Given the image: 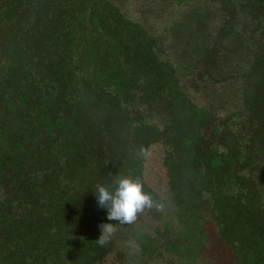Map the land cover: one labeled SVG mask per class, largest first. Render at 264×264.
<instances>
[{"label":"trees","instance_id":"trees-1","mask_svg":"<svg viewBox=\"0 0 264 264\" xmlns=\"http://www.w3.org/2000/svg\"><path fill=\"white\" fill-rule=\"evenodd\" d=\"M164 138L174 197L264 264V0H0V264L102 258L96 185Z\"/></svg>","mask_w":264,"mask_h":264},{"label":"rangeland","instance_id":"rangeland-1","mask_svg":"<svg viewBox=\"0 0 264 264\" xmlns=\"http://www.w3.org/2000/svg\"><path fill=\"white\" fill-rule=\"evenodd\" d=\"M185 147L176 142L172 146L166 138L148 147L142 179L149 193L166 202L165 210L146 209L131 225L108 220L117 232L105 245L106 254L94 264H234L232 251L219 241L218 228L209 212L181 203L171 192L163 160L165 150L170 149L171 161L175 157L182 161L183 169L190 155ZM129 242L139 247L134 255H129Z\"/></svg>","mask_w":264,"mask_h":264},{"label":"clouds","instance_id":"clouds-1","mask_svg":"<svg viewBox=\"0 0 264 264\" xmlns=\"http://www.w3.org/2000/svg\"><path fill=\"white\" fill-rule=\"evenodd\" d=\"M136 155L146 158L149 152L141 146ZM95 196L98 206L107 210V219L117 221L120 225L134 224L146 209L162 212L166 207L163 198H155L144 190L143 182L139 178L123 174H117L109 185L97 184ZM99 228L101 235L96 242L103 247L112 240L117 228L114 223H101ZM128 247L129 255L139 251L134 242H129Z\"/></svg>","mask_w":264,"mask_h":264}]
</instances>
